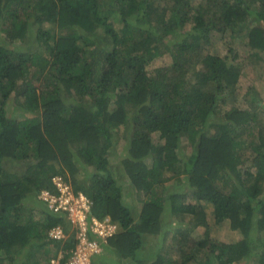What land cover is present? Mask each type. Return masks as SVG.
Here are the masks:
<instances>
[{
	"label": "trees",
	"instance_id": "1",
	"mask_svg": "<svg viewBox=\"0 0 264 264\" xmlns=\"http://www.w3.org/2000/svg\"><path fill=\"white\" fill-rule=\"evenodd\" d=\"M191 1L0 0V264L70 257L77 225L44 196L58 183L119 226L94 263L264 264V85L230 105L232 50L264 56V0ZM226 221L235 244L214 236Z\"/></svg>",
	"mask_w": 264,
	"mask_h": 264
},
{
	"label": "rangeland",
	"instance_id": "2",
	"mask_svg": "<svg viewBox=\"0 0 264 264\" xmlns=\"http://www.w3.org/2000/svg\"><path fill=\"white\" fill-rule=\"evenodd\" d=\"M191 5H201L203 7H205L206 3L202 2L201 0L200 1H191ZM195 7V6H194ZM114 28L116 30L119 29V26L118 25H115ZM186 28V25L185 27ZM3 42V40H2ZM4 43V42H3ZM5 46H7L8 48H13L14 45H8V44H4ZM97 47H99V49L103 50L102 48V45L100 43L96 44ZM32 49H30L31 51ZM232 52L234 53V55H236V60H234L236 63L240 64V71H241V77H240V80H239V89H238V93H239V101L236 102L234 104H230V105H235L237 108H242L244 107L243 103H242V98L241 96L244 95V90L247 88L246 86L249 87V85H252L254 88H257L259 89V87L261 85H264V56L263 57H256L254 60L250 59L251 56H249V52L250 50L246 49V48H242L238 45L235 46V49L232 50ZM170 57L167 53H164V55L160 58H157L155 59L151 64H149V69H152L154 67H159L161 65H164V64H168L170 62ZM257 62V63H256ZM241 92H244L242 94H240ZM8 110H12L11 109V103L9 104V107H8ZM264 111V110H263ZM13 115V114H11ZM10 115V116H11ZM14 117V115H13ZM19 118H23L22 116L19 117ZM252 133V137H249L245 140V144L242 148V150L239 151V154L241 153V160L240 161H246L245 164L243 165V168H245L246 166L248 167H251L252 169H250V171H255L256 169H253L254 168V165H253V162H252V159H253V155H254V152H253V148L254 145L256 144L257 145V129H254V131H251ZM118 136V134H117ZM159 138H160V135H159ZM251 138V139H250ZM254 139V140H253ZM153 142L154 144H165L167 143V140L166 139H162L160 138V140L158 139V134H155L153 135ZM122 145V142L120 145H118L116 143V149L113 153L116 154V156H111V159H112V164H117V161L119 160L118 158V155L121 151L120 149V146ZM118 166V164L116 165V167ZM129 188L128 185L124 184V191L127 192V189ZM126 197V201L130 202V199H131V195L127 194ZM133 205V204H132ZM134 206L136 207L135 208V211L138 212L137 210H139L140 208V204L139 203H136L134 204ZM216 232L214 234L216 240H220L222 241L223 243H226V244H235L237 241L241 240V235L239 233H236V232H233V231H230L227 229V226H225L224 224L220 225V226H216ZM155 240H157L155 238ZM154 240V241H155ZM150 241H152L150 239ZM158 241V240H157ZM169 243L167 245L170 246V242L171 240H168L166 241V243ZM251 244V247H253V252H252V257H257V255L259 254V249L257 248V243H256V240H254L253 242H250ZM252 249V248H251ZM167 252V251H166ZM171 252V257L172 258H175L177 256V250H173V251H170ZM111 258H107L109 260V264H111V259H113L114 257L116 259H118L116 256H110ZM250 261H252L251 259H248L245 258V259H242L240 260L239 262H236V264H247V263H250ZM120 262V261H119ZM148 262V260L146 262H144L145 264Z\"/></svg>",
	"mask_w": 264,
	"mask_h": 264
},
{
	"label": "clouds",
	"instance_id": "3",
	"mask_svg": "<svg viewBox=\"0 0 264 264\" xmlns=\"http://www.w3.org/2000/svg\"><path fill=\"white\" fill-rule=\"evenodd\" d=\"M240 150H242V149H240ZM238 154H239V152H238ZM239 155L241 156V153ZM124 184L129 186L128 179H126L124 181ZM57 185H58V191H59V195H60L59 197L50 195L48 193H46L44 195L45 198L49 201L50 206L52 204L58 202V206L55 208L54 212H57L60 208L66 210L68 212V215H69V220L74 225V227L77 225V229L79 231H81V228H82L81 223L82 222L84 223L83 226L85 228V233H87V231H88L87 230L88 224L85 221H86L87 217H90V220L88 221L90 223L89 229L94 235H96V237L94 238V241L98 244V253H96L92 256V260H93V257H96L98 255H103L104 252H106L103 249L104 248L103 246L106 245L107 240L109 238H111L115 233L119 232L118 224L115 221H111L109 216H105L102 220H100L96 216H93L91 214V202L89 201V199L85 195H83L81 193L73 195V194L69 193L66 185H62L61 183H58ZM228 224L229 223L226 221L225 226H228ZM92 228H95L96 231L94 232ZM57 229H59L62 232V230L60 228H57ZM51 232L49 234H51ZM62 236L65 238L64 235H62ZM87 238H88V236H87ZM88 240H91V239L88 238ZM218 241H220V240H218ZM220 242H222V241H220ZM106 257L108 259L111 258L110 256H107V255H106ZM94 264H97V263H94Z\"/></svg>",
	"mask_w": 264,
	"mask_h": 264
},
{
	"label": "built area",
	"instance_id": "4",
	"mask_svg": "<svg viewBox=\"0 0 264 264\" xmlns=\"http://www.w3.org/2000/svg\"><path fill=\"white\" fill-rule=\"evenodd\" d=\"M82 228L77 233L78 244L75 250L71 253L70 257L63 264H94L92 262V256L98 253V244L94 240H88L85 235L84 223H81ZM95 232L96 229L92 228ZM63 233L59 229H55L51 232L50 237L60 239L63 238ZM48 264H61L60 259H52Z\"/></svg>",
	"mask_w": 264,
	"mask_h": 264
}]
</instances>
